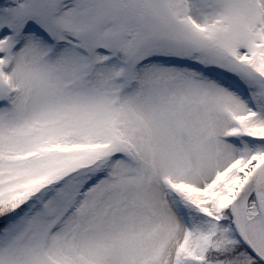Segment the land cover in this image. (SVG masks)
Here are the masks:
<instances>
[{"label":"snow or ice","instance_id":"6c2138e0","mask_svg":"<svg viewBox=\"0 0 264 264\" xmlns=\"http://www.w3.org/2000/svg\"><path fill=\"white\" fill-rule=\"evenodd\" d=\"M0 264H264V0H0Z\"/></svg>","mask_w":264,"mask_h":264}]
</instances>
